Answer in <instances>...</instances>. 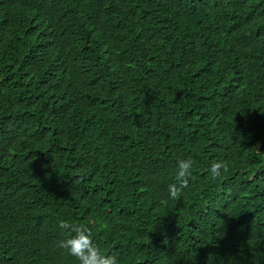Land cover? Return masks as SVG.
Wrapping results in <instances>:
<instances>
[{
    "label": "trees",
    "instance_id": "obj_1",
    "mask_svg": "<svg viewBox=\"0 0 264 264\" xmlns=\"http://www.w3.org/2000/svg\"><path fill=\"white\" fill-rule=\"evenodd\" d=\"M61 221L119 264H264V0H0V264H79Z\"/></svg>",
    "mask_w": 264,
    "mask_h": 264
},
{
    "label": "clouds",
    "instance_id": "obj_2",
    "mask_svg": "<svg viewBox=\"0 0 264 264\" xmlns=\"http://www.w3.org/2000/svg\"><path fill=\"white\" fill-rule=\"evenodd\" d=\"M193 165L194 161L190 157L177 162L176 183L170 184L168 188L171 199L180 198L189 186ZM228 171L229 166L226 161L214 162L210 167L213 179L220 178ZM59 227L65 230L67 238L59 240L56 246L75 257L79 264H119L115 255H106L101 252L97 244L93 242L90 229L66 221H61Z\"/></svg>",
    "mask_w": 264,
    "mask_h": 264
}]
</instances>
